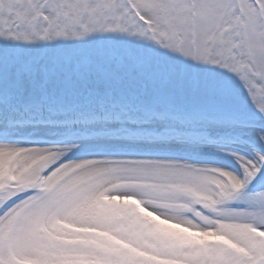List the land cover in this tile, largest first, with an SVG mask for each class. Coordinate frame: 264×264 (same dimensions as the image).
Returning a JSON list of instances; mask_svg holds the SVG:
<instances>
[{
    "label": "snow or ice",
    "instance_id": "6c2138e0",
    "mask_svg": "<svg viewBox=\"0 0 264 264\" xmlns=\"http://www.w3.org/2000/svg\"><path fill=\"white\" fill-rule=\"evenodd\" d=\"M0 264H264V0H0Z\"/></svg>",
    "mask_w": 264,
    "mask_h": 264
}]
</instances>
